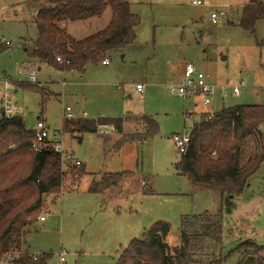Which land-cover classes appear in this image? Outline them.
<instances>
[{"label": "rangeland", "instance_id": "rangeland-1", "mask_svg": "<svg viewBox=\"0 0 264 264\" xmlns=\"http://www.w3.org/2000/svg\"><path fill=\"white\" fill-rule=\"evenodd\" d=\"M122 1L140 20L135 42L110 54L108 66L99 64L80 75L46 65L37 72L33 66L39 62L24 51L37 37L26 4L41 5L46 0H0V82L9 83L17 116L30 129L35 128L37 118L43 120L49 140L59 143L65 155L81 164L75 169L84 167L78 176L72 177L70 171L61 195L54 204L46 203L29 228L26 244L14 253L18 257L46 254L50 256L47 264H61V255L63 264H115L120 250L152 225L168 224L167 243L179 247L182 218L206 214L220 219L217 264H236L239 244L252 241L264 247V159L248 187L226 211L219 193L192 188L178 173L181 154L171 136L189 135L201 114L222 107L260 106L264 111V21L255 24L253 33L239 28L243 7L258 2L264 6V0ZM193 1L202 4L194 6ZM212 13L218 16L215 24ZM110 15L107 8L99 18L64 22L61 28L75 41L83 40L103 30ZM187 64L206 75L216 88L211 105L203 106L200 97L183 101L170 93L169 86L181 81ZM32 69L36 74L33 85L39 89L45 85L52 94L43 106L40 91L18 88L32 85L28 77ZM136 84L143 86L141 95L134 90ZM241 84L239 94L233 95V87ZM65 108L70 109L73 120H63ZM127 116L154 119V135L140 133L143 139H119L110 125L106 129L97 126L96 132H80L75 125L78 120H124ZM143 124L132 121L127 135L137 136ZM259 130L264 146V124ZM104 138L115 146L123 143L109 152ZM109 174H120L119 182L91 191L93 184ZM42 215L45 221L39 222ZM208 247H216L215 242Z\"/></svg>", "mask_w": 264, "mask_h": 264}, {"label": "trees", "instance_id": "trees-1", "mask_svg": "<svg viewBox=\"0 0 264 264\" xmlns=\"http://www.w3.org/2000/svg\"><path fill=\"white\" fill-rule=\"evenodd\" d=\"M28 10L41 6L33 18L37 37L25 53L56 69L81 74L87 67H96L110 54L135 42V29L139 18L130 12L122 0H46L26 4ZM109 8L108 25L101 31L79 41L72 39L62 28L64 22L88 21L99 18ZM258 21H264V6L258 2L243 7L239 28L253 33ZM56 57L68 64L58 65ZM23 90L40 91L41 106L46 96L36 86L20 84ZM200 122L192 125L189 144L180 155L178 173L185 176L192 188L208 189L220 194L221 203L228 208L248 187L250 178L264 159L260 127L264 124V111L260 106L240 105L222 107L211 119L201 114ZM157 128L151 117L143 118ZM80 132H96L97 126L110 125L121 132V119L78 120ZM34 130L27 128L19 116L0 115V259L6 253L19 252L26 244L29 228L43 207L61 195L64 179L80 175L68 162L66 170L60 154L51 149L36 152L32 149ZM69 170V171H68ZM120 174L109 175L91 191L110 188L119 182ZM71 177V178H72ZM168 224L158 222L145 230L139 238L121 249L115 264H217L216 253L221 243L220 219L185 216L181 220L179 247H170ZM215 242L216 247H208ZM264 247L246 241L236 247V264H264ZM220 254V253H219ZM220 257V256H219ZM50 256L43 254L34 262L32 255L23 254L16 264H47ZM216 261V262H215Z\"/></svg>", "mask_w": 264, "mask_h": 264}, {"label": "built area", "instance_id": "built-area-1", "mask_svg": "<svg viewBox=\"0 0 264 264\" xmlns=\"http://www.w3.org/2000/svg\"><path fill=\"white\" fill-rule=\"evenodd\" d=\"M202 3L199 1H193L192 5L200 6ZM211 21L213 24L217 23L218 16L216 14L210 15ZM4 45H8L7 42H3ZM55 62L58 65L68 64V62H64L60 57H56ZM102 65H107L108 61L104 60ZM29 80L31 84H36V74L35 71L32 69L29 71L28 74ZM243 87V84L239 86H235L232 89L233 95L237 96L239 94V90ZM9 83L4 81L0 82V107L2 114L7 117L11 118L17 116L19 111L16 107H14L11 103L9 97ZM215 87L210 85L207 81V76L204 75L202 72H199L193 65L187 64L184 68L183 79L181 82L170 85L169 91L170 93L183 100L186 101L188 98L191 97H200L203 106H209L212 104V99L215 95ZM134 90L137 94L143 93V86L142 85H135ZM220 95L224 93L219 91ZM213 113H207L206 119H211ZM62 118L64 121L73 120V115L70 112L69 108H65L62 110ZM99 129H106L107 126L102 125L98 126ZM110 129L114 131V128L110 126ZM35 133V141L32 144V149L36 152L51 149L54 152L60 154L63 171L66 170V164L72 161L73 166L79 167L81 164L77 161H74L73 158L69 155H65L62 146L55 142L50 141L48 138V128L46 124L42 120H37L35 124V128L33 129ZM171 140L173 142L174 148L180 153L184 154L187 146L189 144V136L186 134H174L171 136ZM39 222H44L45 217L44 215L38 218ZM18 256L15 253H6L0 259V264H16V260ZM38 257L32 255V261H36ZM59 262L63 264L65 259L63 255L60 256Z\"/></svg>", "mask_w": 264, "mask_h": 264}, {"label": "crops", "instance_id": "crops-1", "mask_svg": "<svg viewBox=\"0 0 264 264\" xmlns=\"http://www.w3.org/2000/svg\"><path fill=\"white\" fill-rule=\"evenodd\" d=\"M39 8H41V6L40 7H38V8H36V9H33V10H28L29 11V15H30V17H31V19H33L34 17H35V15H36V13H37V11L39 10ZM25 51V50H24ZM106 61H108V59L106 58L105 59ZM38 61V60H37ZM39 62V61H38ZM108 64H109V61H108ZM108 64L107 65H99V66H103V67H106V66H108ZM45 65L46 66H48L46 63H44V62H39L38 64H36V66L34 65L33 67H35L36 68V71L37 72H41V70L43 69V67L45 68ZM49 67V66H48ZM96 67H98V66H96ZM95 67V68H96ZM49 68H51V67H49ZM90 67H87L81 74H84L85 73V71H87L88 69H89ZM53 69H55V70H58V71H68V70H65V69H56V68H53ZM80 74V75H81ZM182 79H183V75H182ZM182 79H181V81H182ZM180 81V82H181ZM136 85H140V84H136ZM42 87V91L44 92V94H45V96H46V99L49 97V96H51L52 94H51V92L49 91V89H48V87L47 86H41ZM19 88V87H18ZM20 89V88H19ZM49 93V94H48ZM139 95H141V94H139ZM147 116H142V117H131V116H127L124 120H123V118H114V119H121V131H122V133L121 132H116V131H114V133H115V135L117 136V138H119L120 139V137L122 138L123 136H128V138H127V140H131V139H143L144 137V135L147 133V134H149L151 131H153L152 129H150L149 128V125H147V124H145L144 123V121H143V118H146ZM37 120H39L38 118H37ZM107 120V119H106ZM154 120V119H153ZM43 121V120H42ZM135 122V123H137L138 121H140V122H142V123H144L143 124V128H141V131H139L137 134V136H135V135H127V133L126 132H128L129 131V124L131 123V122ZM44 122V121H43ZM155 122V121H154ZM156 123V122H155ZM124 127V128H123ZM31 129H33V128H31ZM157 129V128H156ZM140 133H142V135H140ZM134 134H136V133H134ZM54 135H57V132H55L54 133ZM143 138H142V137ZM105 140L103 141V143H104V145H105V150L106 151H116V150H118L120 147H121V145H122V143H123V141L122 142H119L120 144L118 145V146H115V145H112L114 142L113 141H111V140H109V139H107V138H104ZM125 140H126V138H125ZM81 166V165H80ZM82 170H83V172H82V174L84 173V167H83V165H82ZM109 175H112V174H109ZM109 175H106V176H109ZM108 189V188H107ZM105 190V189H104ZM237 261V260H236Z\"/></svg>", "mask_w": 264, "mask_h": 264}]
</instances>
